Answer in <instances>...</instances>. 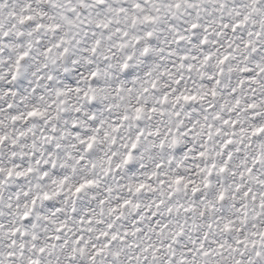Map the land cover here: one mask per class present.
I'll return each mask as SVG.
<instances>
[{"label":"snow or ice","instance_id":"obj_1","mask_svg":"<svg viewBox=\"0 0 264 264\" xmlns=\"http://www.w3.org/2000/svg\"><path fill=\"white\" fill-rule=\"evenodd\" d=\"M0 264H264V0H0Z\"/></svg>","mask_w":264,"mask_h":264}]
</instances>
